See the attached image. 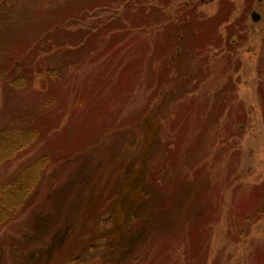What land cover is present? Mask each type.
Returning <instances> with one entry per match:
<instances>
[{"label":"rangeland","instance_id":"obj_1","mask_svg":"<svg viewBox=\"0 0 264 264\" xmlns=\"http://www.w3.org/2000/svg\"><path fill=\"white\" fill-rule=\"evenodd\" d=\"M0 10V128L27 113L52 128L0 167V187L41 153L88 148L59 167V187L41 185L0 221V264H49L88 193L107 228L99 189L137 170L154 186L127 203L123 258L137 247L153 264H264V0H0ZM54 68L63 77L51 92ZM118 257L105 244L82 264Z\"/></svg>","mask_w":264,"mask_h":264},{"label":"trees","instance_id":"obj_2","mask_svg":"<svg viewBox=\"0 0 264 264\" xmlns=\"http://www.w3.org/2000/svg\"><path fill=\"white\" fill-rule=\"evenodd\" d=\"M130 4L138 5L139 3ZM132 8L134 7L132 6ZM133 17L135 18V15ZM85 18L86 16L83 17V20H87ZM5 22L6 19L1 16L0 28L6 24ZM126 22L123 21L121 23L124 28H128L127 26L131 27V25L136 26L132 24L134 23L132 21H130V25L126 24ZM144 24H148V22ZM27 67L28 65L26 64L25 72L28 71ZM11 70L12 68H8L4 72L10 71L8 75H12L13 70ZM25 72L23 73L25 74ZM46 73L49 75V90L51 92L54 88L58 90L61 87L60 85H62L63 75L57 74L55 68L53 70L48 69ZM22 79H15L16 81L12 82V85L21 86L23 84L21 82ZM64 112V109L59 110L58 119L55 120L57 123H60L64 118ZM49 124L50 122H45L44 113L38 115H29L27 113L12 118V122H7L6 126L0 128V167L12 160L27 157L31 152L30 150L46 136L47 132H50L52 128H48ZM154 139L152 138V140ZM85 148L87 146L55 156L49 153H41L36 159L34 158L35 162L22 166L16 176L3 183L0 187V221H9L18 217L17 214L24 210L28 199L35 194V190L38 187L40 188L41 185L48 190H55L59 187L63 182L60 177L63 171H58L59 167H62L61 170H63L67 167L66 164L72 163V157L77 154H74V152H79L78 155L80 156L86 154L88 148L84 150ZM56 158H59V166H54ZM112 172L110 170L107 174L110 175ZM108 178L99 189L96 200H101L104 204L105 202L109 203L110 209L113 211L111 224L104 230H100L97 227V224L102 223L99 220L102 213H100L101 210L96 200L93 205L92 193H88L87 204H85L82 212L83 215L77 221L73 233L64 247L57 252V255H55L53 260H50L49 264H82L88 254L100 248V246L104 247L105 244L109 250L114 249L115 256H119L118 258H111V264H153L149 262L148 255H146L147 252L138 250L137 247L132 249L130 255L125 258H123L121 253L125 244L123 241L127 238L130 229L129 220L131 219V213L128 211L127 203L131 202L135 207L145 203L148 200L146 192L150 187L153 188L154 186L152 181H146L138 170L132 171L129 175L131 179L120 187L117 184L110 187ZM156 188H158L157 185ZM260 212L261 210L257 211L256 214Z\"/></svg>","mask_w":264,"mask_h":264},{"label":"water","instance_id":"obj_3","mask_svg":"<svg viewBox=\"0 0 264 264\" xmlns=\"http://www.w3.org/2000/svg\"><path fill=\"white\" fill-rule=\"evenodd\" d=\"M252 18H253V20H258L259 18H260V14H258L257 12H253L252 13Z\"/></svg>","mask_w":264,"mask_h":264},{"label":"bare ground","instance_id":"obj_4","mask_svg":"<svg viewBox=\"0 0 264 264\" xmlns=\"http://www.w3.org/2000/svg\"><path fill=\"white\" fill-rule=\"evenodd\" d=\"M20 159V158H19ZM15 161V160H14ZM4 165V164H3ZM2 167V166H1Z\"/></svg>","mask_w":264,"mask_h":264}]
</instances>
